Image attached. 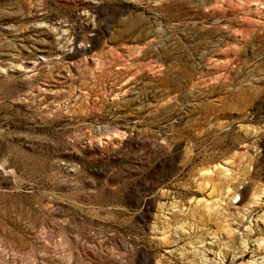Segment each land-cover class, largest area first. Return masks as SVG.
<instances>
[{
    "label": "rangeland",
    "instance_id": "1",
    "mask_svg": "<svg viewBox=\"0 0 264 264\" xmlns=\"http://www.w3.org/2000/svg\"><path fill=\"white\" fill-rule=\"evenodd\" d=\"M0 264H264V0H0Z\"/></svg>",
    "mask_w": 264,
    "mask_h": 264
},
{
    "label": "bare ground",
    "instance_id": "2",
    "mask_svg": "<svg viewBox=\"0 0 264 264\" xmlns=\"http://www.w3.org/2000/svg\"><path fill=\"white\" fill-rule=\"evenodd\" d=\"M236 191L237 192H239L241 195H243V191L242 190H238V189H236ZM241 257L243 256V255H245V250H242V252H241ZM252 263V262H251Z\"/></svg>",
    "mask_w": 264,
    "mask_h": 264
}]
</instances>
